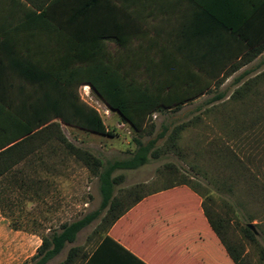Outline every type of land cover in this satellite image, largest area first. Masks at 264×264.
<instances>
[{
  "label": "trees",
  "instance_id": "trees-1",
  "mask_svg": "<svg viewBox=\"0 0 264 264\" xmlns=\"http://www.w3.org/2000/svg\"><path fill=\"white\" fill-rule=\"evenodd\" d=\"M263 53L264 0H0V187L6 192L7 172L17 171L38 141L55 140L96 176L101 197L97 209L42 235L24 264H46L104 210L93 234L106 233L143 197L134 190L123 205L126 195L115 193L122 175L114 173L137 169L150 156L181 152L183 132L198 122L213 118L219 125V137L202 146L218 170L212 179L217 189L232 196L240 182L250 185L248 163L264 151V60H255ZM237 71L230 94L213 92L195 107L200 115L171 129L162 123L153 138L142 140L155 129L154 113L182 109ZM83 84L136 134L129 157L103 161L64 135L61 122L112 135L99 112L81 99ZM198 193L227 253L244 264L243 249L227 242L224 220L218 215L215 220L206 196ZM243 230L257 242L247 224ZM81 250L70 247L61 264L86 259ZM259 251L264 260V249Z\"/></svg>",
  "mask_w": 264,
  "mask_h": 264
},
{
  "label": "rangeland",
  "instance_id": "rangeland-1",
  "mask_svg": "<svg viewBox=\"0 0 264 264\" xmlns=\"http://www.w3.org/2000/svg\"><path fill=\"white\" fill-rule=\"evenodd\" d=\"M110 46L114 48L113 44ZM255 60H264V53ZM238 72L240 71L226 78L218 89L212 90L178 111L154 113L151 121L155 124V129L151 134L144 135L142 140L153 138L162 123L172 125L171 129L175 124L200 115L201 112L195 107L213 96V92L225 90L230 94L236 87L232 85V79ZM78 91L83 101L97 109L112 135L85 132L61 122L62 131L67 139L76 146L88 149L103 161L129 157L136 148L134 142L136 134L130 126L123 123L116 112L107 109L91 91L90 96H86L83 85ZM219 132V125L213 118L198 122L197 126L183 132L179 140L181 152H163L157 158L150 156L149 161L137 169L117 170L114 174L122 175V179L116 186L115 193L126 195L123 205H127L135 195L134 190L138 194H144L172 183L188 181L206 196L205 204L213 214L215 213V220L218 218L217 215L224 220L225 228L222 229L224 237L228 243L241 246L244 264H264L259 253L260 249H264V151L260 153L259 159L248 163L250 176H253L250 185L243 187V183L240 182L239 186L235 187V194L228 195L221 191L224 189H217L218 186L214 185L212 179L218 176V170L212 163V158L202 152V146L218 138ZM166 137L167 135L159 139L156 145L161 146ZM13 170L12 177L7 180L8 191L6 190L4 196V205L7 207L9 193L13 202L12 207L19 210L23 204L26 209L22 211L28 210L29 219L25 227L39 232L40 235H45L48 228L59 229L61 224L81 218L99 207L101 197L96 176L74 156L66 153L55 140L46 144L42 140L38 141L36 152L15 166L17 171ZM228 173L229 171H226L222 175ZM238 202H241L242 206H238ZM50 203H52L50 208L57 204L60 210L58 219L52 218L49 214ZM105 212L106 210L102 211L98 218L81 229L76 241L67 244L60 254L46 264H61L72 246L81 245L82 249L88 250L95 238L88 236L91 234L95 236L94 230H100L99 223ZM37 213H42L45 217L40 218L38 223L31 222L33 220L31 218ZM16 214L15 212L13 215V221L18 218ZM249 216L253 217L252 221L249 220ZM248 223L253 224L256 230V243L245 235L243 226Z\"/></svg>",
  "mask_w": 264,
  "mask_h": 264
},
{
  "label": "crops",
  "instance_id": "crops-1",
  "mask_svg": "<svg viewBox=\"0 0 264 264\" xmlns=\"http://www.w3.org/2000/svg\"><path fill=\"white\" fill-rule=\"evenodd\" d=\"M11 177L12 172H7V180ZM198 192L184 183L147 191L106 233L88 236L95 238L88 250H81L87 257L77 264H235L205 216ZM9 195L7 207L0 204V264H24L36 253L42 235L25 227L28 210L22 211L26 209L23 204L19 210L12 207ZM51 205L49 214L58 219L60 210L57 204ZM15 212L18 218L13 221ZM44 217L37 213L31 222L38 223ZM12 222L19 227H13Z\"/></svg>",
  "mask_w": 264,
  "mask_h": 264
},
{
  "label": "built area",
  "instance_id": "built-area-1",
  "mask_svg": "<svg viewBox=\"0 0 264 264\" xmlns=\"http://www.w3.org/2000/svg\"><path fill=\"white\" fill-rule=\"evenodd\" d=\"M83 88H84V93H85V95L86 96H90V91H91V89H90V86L89 85H87V84H85V85H83ZM96 109V108H95ZM108 109V108H107ZM97 110V109H96Z\"/></svg>",
  "mask_w": 264,
  "mask_h": 264
},
{
  "label": "water",
  "instance_id": "water-1",
  "mask_svg": "<svg viewBox=\"0 0 264 264\" xmlns=\"http://www.w3.org/2000/svg\"><path fill=\"white\" fill-rule=\"evenodd\" d=\"M247 227L251 230V231H253L254 232V234H256V230H255V228H254V226H253V224H251V223H248L247 224Z\"/></svg>",
  "mask_w": 264,
  "mask_h": 264
}]
</instances>
